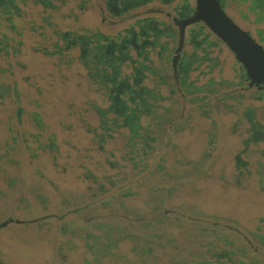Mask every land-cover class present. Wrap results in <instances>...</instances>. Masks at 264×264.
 <instances>
[{
    "label": "rangeland",
    "instance_id": "374dc122",
    "mask_svg": "<svg viewBox=\"0 0 264 264\" xmlns=\"http://www.w3.org/2000/svg\"><path fill=\"white\" fill-rule=\"evenodd\" d=\"M107 2L29 3L22 37L0 52V264H264V98L207 28L194 43L186 28L179 48L173 18L195 0ZM223 9L264 48V0ZM43 17L52 27L32 32ZM151 22L174 35L145 54L130 47L120 70H147L139 86L169 96L172 126L139 173L120 134L99 142L94 109L108 101L80 46L60 55L52 44L64 45L57 32L120 44ZM174 56L190 62L194 93L181 92Z\"/></svg>",
    "mask_w": 264,
    "mask_h": 264
},
{
    "label": "trees",
    "instance_id": "16d2710c",
    "mask_svg": "<svg viewBox=\"0 0 264 264\" xmlns=\"http://www.w3.org/2000/svg\"><path fill=\"white\" fill-rule=\"evenodd\" d=\"M65 1L0 0V52L4 53L5 56L9 55L10 49H12L8 42L10 35L15 34L18 37H22V31L26 29L23 23L25 13L22 7H26L31 3L32 5L42 7L44 10H52L55 8L56 2L64 3ZM108 3L109 0L107 5ZM110 7L112 8L111 5H108L109 10L113 11ZM117 7V10H125L120 8L119 5ZM190 9L192 10V7ZM16 20L21 22L20 26L15 23ZM42 23L43 25L38 27H35V25L30 26L31 31L35 32L37 29L42 31L46 26L52 27V23L49 22V18L47 17L42 18ZM199 25L203 27L202 31L206 28L202 23H199ZM19 27L21 31L18 30ZM151 27L150 23H146L141 26L137 35L141 38L142 34H146L152 37L151 41L154 40L153 35L155 34L157 35V40L161 36L169 38L174 35L171 29L168 31L165 29L167 27L159 30L155 25L157 32H154ZM149 32L152 34H149ZM41 34L43 33L41 32ZM131 34L132 31L129 32L128 40H124L120 44L110 41L105 45L87 36L77 37L70 33L57 32V36L60 39L62 38L64 45L60 46L57 42H54L52 45L54 54L60 55H64L74 44L80 46L84 65L89 69L88 75L93 81L103 87L105 98L108 101V105L105 108L95 107L94 109L99 117L100 129L102 131L98 136L99 142H104L112 134H120L124 147L127 149L128 161L132 165V168L139 173H143L148 168L146 162L148 156L153 151L160 149V139L169 133L172 120L169 118V96H162L156 89H147L139 86L140 81L145 77L144 73L147 71L143 66L133 70L131 76L125 78L122 76L120 66L124 61L130 59L127 53L130 47L137 50L138 54L146 53V47L140 48L139 43H137L138 48L134 47L131 43ZM202 34L203 32L200 35ZM157 40L153 41V45L158 43ZM160 48L162 50L165 49L162 45H160ZM187 62L190 64L189 61L182 60V66ZM177 69L178 71H175V73L179 75L181 80L179 87L182 89L181 92L183 94H192L198 90L184 83L185 73L188 69L180 70L179 67ZM241 80L248 87L256 90L254 97L264 98V90L261 87L249 86V81L243 70ZM209 91L210 93H215L213 88H210ZM226 97L237 99L239 95H227ZM252 115V112H246V117L251 118ZM255 134L257 136L259 133L256 132ZM138 158L140 159L138 160Z\"/></svg>",
    "mask_w": 264,
    "mask_h": 264
},
{
    "label": "water",
    "instance_id": "95a60500",
    "mask_svg": "<svg viewBox=\"0 0 264 264\" xmlns=\"http://www.w3.org/2000/svg\"><path fill=\"white\" fill-rule=\"evenodd\" d=\"M195 23L204 24L230 50L244 71L249 86L264 90V48L231 20L219 0H195L193 16L185 24Z\"/></svg>",
    "mask_w": 264,
    "mask_h": 264
},
{
    "label": "flooded vegetation",
    "instance_id": "af4514ba",
    "mask_svg": "<svg viewBox=\"0 0 264 264\" xmlns=\"http://www.w3.org/2000/svg\"><path fill=\"white\" fill-rule=\"evenodd\" d=\"M144 0H109V3L108 5H111L112 6V10L113 11H116L117 10V6L119 5L120 8H123V9H126V7L128 6H134V5H137V4H140L142 3ZM222 7H223V0H219ZM181 13L178 14V19L175 17L173 18V21L174 23L178 26L179 28V35H178V38H179V48L181 47V45L183 44L184 42V39H185V32H186V28H189V37H190V40L191 42H195L196 40V37L198 35H200L202 33V26L199 25V23H195V24H190V25H186L185 22L189 19H191V17L193 16V13H194V8H192V10L190 9V6H187V5H184L182 6L181 8ZM150 25L152 26L151 29L154 31V32H157L156 31V28H155V24L153 23H150ZM167 31L170 30V28H165ZM203 35H205L203 33ZM154 36V40L153 41H156L157 40V35H153ZM148 35L146 34H142L141 35V38L137 35L136 32H133L132 31V34H131V43L134 45L135 48H138V45L137 43H139V47L140 48H143L149 44H152L153 45V41L149 40L148 39ZM207 37V35H205V38ZM204 38V40H205ZM177 56H174L173 58V69L176 70L177 69V66L180 68V70H183V69H188L189 68V63H185L181 64L178 63L177 64ZM177 64V65H176Z\"/></svg>",
    "mask_w": 264,
    "mask_h": 264
}]
</instances>
